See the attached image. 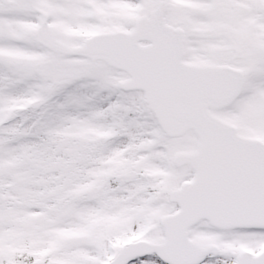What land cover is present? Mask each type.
<instances>
[{
	"label": "snow or ice",
	"instance_id": "snow-or-ice-1",
	"mask_svg": "<svg viewBox=\"0 0 264 264\" xmlns=\"http://www.w3.org/2000/svg\"><path fill=\"white\" fill-rule=\"evenodd\" d=\"M0 264H264V0H0Z\"/></svg>",
	"mask_w": 264,
	"mask_h": 264
}]
</instances>
